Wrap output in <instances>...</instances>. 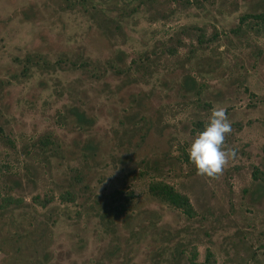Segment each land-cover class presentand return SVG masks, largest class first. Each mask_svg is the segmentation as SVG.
<instances>
[{
    "label": "rangeland",
    "instance_id": "1",
    "mask_svg": "<svg viewBox=\"0 0 264 264\" xmlns=\"http://www.w3.org/2000/svg\"><path fill=\"white\" fill-rule=\"evenodd\" d=\"M262 10L0 0V196L19 199L0 209V264H186L192 246L199 261L208 249L216 264H264V182L251 175L264 171V32L231 31ZM213 107L226 109L237 150L219 180L188 155ZM152 177L195 214L151 196Z\"/></svg>",
    "mask_w": 264,
    "mask_h": 264
},
{
    "label": "trees",
    "instance_id": "2",
    "mask_svg": "<svg viewBox=\"0 0 264 264\" xmlns=\"http://www.w3.org/2000/svg\"><path fill=\"white\" fill-rule=\"evenodd\" d=\"M248 29H252L254 32H264V10L257 12H242L238 16V22L233 27H231L232 33L235 34L243 33ZM195 33L196 40L199 42L203 41L202 39L204 37V32L199 30ZM47 141L48 138L46 136L37 139V142L42 147L46 146ZM251 175L253 179L264 182L263 170L253 168ZM147 191L151 196L155 197L166 205L179 210L186 217H192L195 214L187 195L180 192L161 178H150L147 182ZM72 197V192L68 190H64L61 194V198L65 200H72ZM32 198L36 200V203L42 206L45 205L47 201L45 198H43V200H38L37 196H33ZM17 201H19V199L11 196L10 194L0 196V209H4ZM125 201H127L125 195H121L120 200L116 201V204L110 208L109 217L117 218L121 216L120 214H122L125 210ZM197 253L198 252L195 246L190 247L188 254L185 255L186 264H216L213 254L208 249H205L202 261L197 259Z\"/></svg>",
    "mask_w": 264,
    "mask_h": 264
},
{
    "label": "clouds",
    "instance_id": "3",
    "mask_svg": "<svg viewBox=\"0 0 264 264\" xmlns=\"http://www.w3.org/2000/svg\"><path fill=\"white\" fill-rule=\"evenodd\" d=\"M232 124L223 107H213L208 123L190 144L188 155L198 176L219 180L230 162L237 158V150L226 147Z\"/></svg>",
    "mask_w": 264,
    "mask_h": 264
}]
</instances>
